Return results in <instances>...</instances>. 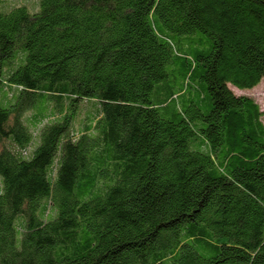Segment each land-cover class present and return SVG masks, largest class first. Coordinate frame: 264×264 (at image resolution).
I'll return each instance as SVG.
<instances>
[{
  "label": "trees",
  "instance_id": "1",
  "mask_svg": "<svg viewBox=\"0 0 264 264\" xmlns=\"http://www.w3.org/2000/svg\"><path fill=\"white\" fill-rule=\"evenodd\" d=\"M26 1L0 0V264H264V111L231 87L264 79V0Z\"/></svg>",
  "mask_w": 264,
  "mask_h": 264
},
{
  "label": "rangeland",
  "instance_id": "2",
  "mask_svg": "<svg viewBox=\"0 0 264 264\" xmlns=\"http://www.w3.org/2000/svg\"><path fill=\"white\" fill-rule=\"evenodd\" d=\"M7 2H9L8 4L14 3V0H7ZM26 2L28 3V5L30 7H36L38 0H27ZM39 2H40V0H39ZM16 3H19V1H17ZM38 9H39V4H38ZM231 87L233 88L234 92L238 95H248V96L255 98L256 101L260 104L261 109L264 111V79H262L261 82L257 86H255L254 88H251V89L240 90V89L235 88L233 86H231ZM1 93H2V91L0 92V105L4 107V106L8 105L7 104L8 102L7 103L4 102V100L2 98L3 95ZM199 95H200V92L195 93V99L196 100L199 98ZM91 106H92V104L90 102H87L84 104L85 108H89ZM61 107H62L61 103H58L56 101H51L50 99L39 98L37 103L35 104V106L33 108L29 109L28 112H30V115H32L35 119H39V120H41L43 118L50 119L51 117H53V115L56 113V111H60ZM94 116H95V111H88L84 117L86 118V120H92L94 118ZM24 118H25V122H27V124L29 126V129L32 130L34 128L33 127L34 125L33 124L30 125V121H29L27 116H25ZM80 120H81V118H80ZM263 121H264V115H263ZM31 155H32V152L30 153V156ZM44 200L46 201V199H44ZM20 218H21V216L17 217L16 220L18 219V221H19Z\"/></svg>",
  "mask_w": 264,
  "mask_h": 264
}]
</instances>
